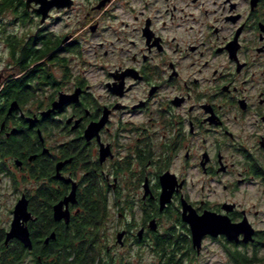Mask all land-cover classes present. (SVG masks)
<instances>
[{
	"label": "flooded vegetation",
	"instance_id": "flooded-vegetation-1",
	"mask_svg": "<svg viewBox=\"0 0 264 264\" xmlns=\"http://www.w3.org/2000/svg\"><path fill=\"white\" fill-rule=\"evenodd\" d=\"M0 59V133L31 138L4 173L0 147V186L28 184L15 205L25 195L33 246H102L127 264L135 246L200 254L184 214L206 213L254 233L201 246L264 244V0H0ZM28 72L35 93L7 97Z\"/></svg>",
	"mask_w": 264,
	"mask_h": 264
},
{
	"label": "trees",
	"instance_id": "trees-1",
	"mask_svg": "<svg viewBox=\"0 0 264 264\" xmlns=\"http://www.w3.org/2000/svg\"><path fill=\"white\" fill-rule=\"evenodd\" d=\"M35 77L36 74L28 72V74L14 80L13 83H17L18 87L16 86V88L13 89L7 87L5 89L7 97L18 98L22 103H26L28 101L26 93H28V95H33L35 91L30 89L28 91L24 85L27 81H33V78ZM43 77L46 80L47 74L45 73ZM1 121L2 92H0V122ZM30 139L31 138L27 133L16 135L10 140L6 139L0 133V147L2 146V173L6 170L4 157L7 153H10L9 151L12 149L18 150L28 145ZM1 195L2 194L0 193V196ZM2 212V200L0 198V242L2 238V264H23L28 257H36V254L39 255L41 259L43 257V261L47 264H127L123 261L115 263L110 257H102V246H33L32 251H29L20 243L5 245L3 241L6 238L7 227L3 224ZM171 244H173V242ZM155 247L153 251L158 258V264H187L186 261L188 259L190 260V256L193 255L191 252L192 246L169 245ZM224 247L231 264H264V255H260V251L264 250V244H261L260 246H234L235 249H233V246ZM40 263L43 262L39 259L38 264Z\"/></svg>",
	"mask_w": 264,
	"mask_h": 264
},
{
	"label": "rangeland",
	"instance_id": "rangeland-1",
	"mask_svg": "<svg viewBox=\"0 0 264 264\" xmlns=\"http://www.w3.org/2000/svg\"><path fill=\"white\" fill-rule=\"evenodd\" d=\"M78 11V10H77ZM82 10L79 9L78 12H81ZM72 15H74L72 13ZM77 12L75 13V16L72 17V19L69 21V28L76 32L77 29H81L79 31L78 37L83 38L82 40L85 45V56L86 60H90L95 65V53H94V46L96 42V36L92 33H89L88 29V22H78L76 20L77 18ZM66 20L68 19V16L65 15ZM87 25L86 27L83 25ZM85 27V28H84ZM60 27H56V29H60ZM4 66H7L6 63L0 59V69ZM25 187H28V184L20 183L19 185H11L9 182V179L6 178L4 175H2V187L0 186V193L2 194V217H3V224L5 227H9L11 220L13 218V208L16 202V199L18 196H20L21 191L24 190ZM250 201L258 202V199L255 198L254 192H249V200L247 198V202L251 204ZM252 202V203H253ZM261 209H264V200L262 203ZM264 215H259L258 219H256V223L259 227H264ZM131 251L129 252L131 255V260L133 264H158V258L153 250L149 248V246H141V247H131ZM133 249V250H132ZM233 249L235 247L233 246ZM243 251V250H242ZM251 252V250L249 249ZM196 253V252H195ZM190 256V260L188 259L186 261L187 264H231V261L229 259V256L225 250V247L222 246L221 243L214 241V240H206L204 242V246H202L200 254H195ZM260 255H264V250L260 251ZM23 264H34L33 258L28 257L26 261Z\"/></svg>",
	"mask_w": 264,
	"mask_h": 264
},
{
	"label": "water",
	"instance_id": "water-1",
	"mask_svg": "<svg viewBox=\"0 0 264 264\" xmlns=\"http://www.w3.org/2000/svg\"><path fill=\"white\" fill-rule=\"evenodd\" d=\"M1 82V75H0ZM1 90V86H0ZM14 106V105H13ZM164 204V202H163ZM61 203L55 207V217L60 218ZM31 218V213L28 211L27 200L25 195L16 203L13 209V219L11 221L10 229L6 232L5 244L12 239H18L28 250L33 249V244L30 236V231L25 223ZM184 220L191 225L193 248L199 253L201 251L202 240L205 235L218 236L225 234L230 240H238L239 234H244V241H250L253 238L254 230L250 227L246 220L239 224H231L228 219L223 217H214L211 214H205L201 217L194 215L186 216ZM55 235L52 234L51 237ZM41 260V258H40Z\"/></svg>",
	"mask_w": 264,
	"mask_h": 264
}]
</instances>
